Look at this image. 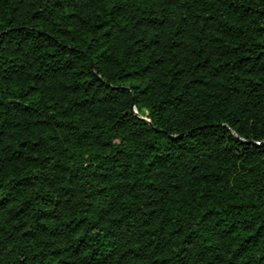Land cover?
<instances>
[{
  "label": "trees",
  "instance_id": "obj_1",
  "mask_svg": "<svg viewBox=\"0 0 264 264\" xmlns=\"http://www.w3.org/2000/svg\"><path fill=\"white\" fill-rule=\"evenodd\" d=\"M0 264H264V0H0Z\"/></svg>",
  "mask_w": 264,
  "mask_h": 264
},
{
  "label": "rangeland",
  "instance_id": "obj_2",
  "mask_svg": "<svg viewBox=\"0 0 264 264\" xmlns=\"http://www.w3.org/2000/svg\"><path fill=\"white\" fill-rule=\"evenodd\" d=\"M138 115L143 117L144 119H147V112L146 111L138 112Z\"/></svg>",
  "mask_w": 264,
  "mask_h": 264
},
{
  "label": "water",
  "instance_id": "obj_3",
  "mask_svg": "<svg viewBox=\"0 0 264 264\" xmlns=\"http://www.w3.org/2000/svg\"><path fill=\"white\" fill-rule=\"evenodd\" d=\"M133 111V110H132Z\"/></svg>",
  "mask_w": 264,
  "mask_h": 264
}]
</instances>
